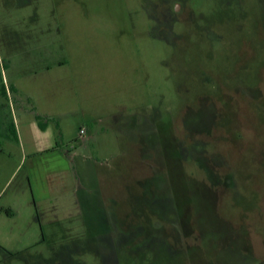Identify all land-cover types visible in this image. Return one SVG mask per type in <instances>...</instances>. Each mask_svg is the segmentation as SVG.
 Returning <instances> with one entry per match:
<instances>
[{"label":"rangeland","instance_id":"1","mask_svg":"<svg viewBox=\"0 0 264 264\" xmlns=\"http://www.w3.org/2000/svg\"><path fill=\"white\" fill-rule=\"evenodd\" d=\"M0 264H264V0H0Z\"/></svg>","mask_w":264,"mask_h":264},{"label":"trees","instance_id":"2","mask_svg":"<svg viewBox=\"0 0 264 264\" xmlns=\"http://www.w3.org/2000/svg\"><path fill=\"white\" fill-rule=\"evenodd\" d=\"M13 87H14V86H13ZM2 92H3V93L6 92V89H5L4 87L2 88ZM37 118L40 120L41 117H40L39 114L37 115ZM39 123H40V125H41L42 127H45V123H44L43 121H39Z\"/></svg>","mask_w":264,"mask_h":264},{"label":"built area","instance_id":"3","mask_svg":"<svg viewBox=\"0 0 264 264\" xmlns=\"http://www.w3.org/2000/svg\"><path fill=\"white\" fill-rule=\"evenodd\" d=\"M85 131V128L83 127V128H81V132H84Z\"/></svg>","mask_w":264,"mask_h":264},{"label":"crops","instance_id":"4","mask_svg":"<svg viewBox=\"0 0 264 264\" xmlns=\"http://www.w3.org/2000/svg\"><path fill=\"white\" fill-rule=\"evenodd\" d=\"M44 145H42V150H44L45 148H48V147H43Z\"/></svg>","mask_w":264,"mask_h":264}]
</instances>
